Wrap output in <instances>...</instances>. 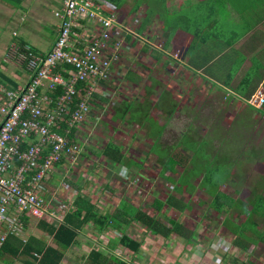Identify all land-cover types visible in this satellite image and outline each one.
Masks as SVG:
<instances>
[{
	"label": "rangeland",
	"instance_id": "1",
	"mask_svg": "<svg viewBox=\"0 0 264 264\" xmlns=\"http://www.w3.org/2000/svg\"><path fill=\"white\" fill-rule=\"evenodd\" d=\"M136 1L137 0H125L117 10L121 22L134 33L129 34L132 36L129 38V41L126 42L128 49H126L125 58H122V61L120 60L121 63L117 68V72L113 73L112 80L106 83L105 86H107V89L104 87L94 92L95 94L99 92V94H101L100 96L105 100L94 102L93 97L90 116L87 118V121H85L84 128L79 132L80 136L84 135V133L91 134L88 138L89 142L82 144V147L94 153L88 152L87 156L80 157L79 160H81V162H78L76 165L77 170L72 173L71 177L74 179L80 175L84 176L83 182L86 180V184H88L90 186L89 188L92 190L88 197L89 199L91 198L90 200L93 202H96L94 204L95 208L101 206L99 210H107L112 213L115 206H121L125 214L131 216L134 209L130 208V206H133L149 214L152 218L164 224L166 227H170V225L163 216L175 219L185 230V237H188L189 242L186 243L175 233L166 238L152 235L142 224L131 222L127 227H122L124 230L123 233L140 243L138 252L133 254L120 245H117L109 252L104 249L105 246L108 245L110 239L117 240V238L120 237V231L117 229H106L103 230L102 233L97 234L95 230L93 231L89 228L85 232L87 240L83 239L82 241H78V244L73 246L74 248L72 247L71 251L66 254L65 262L67 264H80L82 261L81 255L85 256L92 248H96L103 253L106 252L105 254H107V256L113 254L124 262L133 264H264V233L262 232V223L264 221H259L261 225L259 224L256 228L257 232H262V239L252 244L248 243L245 252H241L231 245L233 235L230 233L227 226L222 223L223 217L235 224L243 222L250 209V206L244 202V195L248 194V191L251 190L252 187L254 190L257 188L255 192L258 194L264 192L262 186V184H264V179L254 180L253 178L254 174H257L255 167L250 166L249 170H247L248 167L245 163L247 150L245 141L246 136H239L238 141L231 146L230 149L235 151V153H231L230 155L233 157V162H231L233 164L232 170L230 169V164L221 169V173L226 179L223 180L222 184L218 187L220 193L229 197L231 203L234 200L236 205L231 207L224 203V206H222L223 211L216 212L209 206L210 196L197 186L204 181L206 182L207 179H214V173L220 172L218 168H215V166L222 167L220 161H217L219 156L216 143H221V140H224L225 143L232 142L231 139L234 132L227 133L226 124L224 125L225 130L218 129L216 124L212 125V127L209 126L214 103L210 102L209 97H196L197 89L194 87H192L191 90L192 97H188L184 91V80L179 77L180 73H177V78L176 76L173 77V82L168 76L166 69H161L159 67L160 64L151 65L153 66L151 72L149 62L147 64H145V61H139V64L138 62L135 63L137 54H134L132 51L134 46H132V40H141L139 43L149 42V44L151 43L154 46H157L158 43L162 41L160 39L162 34L159 29L161 23L157 17L164 19L170 17V24L176 25L179 28L187 27L191 29L193 22L199 21V17L205 10L203 7L197 9L194 8L193 5L189 6V0H184V2H182L179 7V12L165 11V6H169L170 4L178 5L180 3L179 0L168 4L164 3V0H149V2L152 3L151 6H148L142 1L137 10H134ZM146 14L148 16L150 15L148 19L149 22L143 23L144 28L147 27L144 32H142L144 30L143 28L141 31L142 33L138 34L136 37L135 32ZM49 17L53 18L52 14H49ZM10 27L11 25L1 28L0 30L10 34ZM37 35H40V33H37ZM43 36L47 38L50 36V33L45 30ZM181 36V34L176 36V41L173 44L174 48L179 49L183 46L182 44L185 43ZM41 38L42 36H35L31 39L33 44L37 46ZM178 44H180V46H178ZM208 45L210 44L206 46ZM140 46H144V48L148 47L144 44ZM173 47H171L172 50L170 49L168 52L174 56L175 51ZM204 53H206L205 50ZM152 57L157 59L158 54H155L154 51ZM177 58H179V56ZM147 59L150 60V56H147ZM124 65L126 67L125 69ZM135 69L137 73L140 72L142 75L132 78L133 80H128L126 77V80L125 76L130 73L134 75V71L131 70ZM164 72L166 73L164 74ZM137 73H135V75ZM120 102H124L129 106L132 105V107L134 105L137 108L140 107L137 110V115L141 114L139 113L141 110H148V118L129 121L128 118L132 114L130 108L125 109L122 119L118 118V113H122L119 109L121 106ZM169 103L174 104L176 108L171 116L170 125L165 128L161 136L159 144L161 148L174 147L173 153H181L189 160L192 158V151L184 149L183 145L175 146L180 142L181 135H188L189 138L194 136L207 137L211 140L209 143L212 142L211 148L210 144L198 148V150L204 153L205 150L209 151V153H211L210 155L213 156V158H209V165L212 164V161L215 163V166H211L213 168V170L210 171L211 175L206 177L204 173H198L192 178L190 174H185L186 177L191 178L189 182L195 187L192 194H189L185 190L182 192L175 190V188L179 187V184H173L163 178L157 156L150 151L152 138L147 134L148 120L144 119H152L154 122L160 123L166 122L168 117L165 116L164 110ZM156 105L159 107L156 108ZM202 107H208L210 111H207V113L203 111L196 115L194 119L195 125H191V129L194 131L186 133L190 125L186 118H189V116L183 114L182 111L186 113L196 111L198 113V110L203 109ZM123 108L124 107H122V109ZM257 137V135H252L250 140L257 142ZM108 142L119 146L121 148V153L136 165L123 168L119 167V165L111 164L105 158L100 157L97 151ZM182 142H186V139L184 138ZM227 152L228 150H226V153ZM209 153L207 152L204 155H209ZM224 156L225 155H222L223 159ZM238 162L242 163L241 169L235 168ZM203 166V163L199 160L195 161L196 168L198 167L204 170ZM188 168H190V164ZM238 170H241V172ZM181 172L182 167L176 166L174 172L167 173V176L175 181ZM248 174L252 175L250 176ZM246 176L250 177L247 178ZM79 178L81 179V177ZM66 181L71 180L67 178ZM62 183L63 188L68 185L64 182ZM255 184L257 186H252ZM69 188L72 189L70 185H68L66 189ZM180 189L182 188L180 187ZM168 197L174 198L176 203L181 202L186 204V206H184L182 210H179L178 206H171L170 203L166 202ZM155 200L163 202L158 211L153 207V202ZM58 201V203H61V200L58 199ZM126 205H128L127 208ZM94 227H96L95 224H93V228ZM26 231L29 235L31 234V230L28 229ZM26 231L23 230L22 233L19 234L21 238L24 239L26 237ZM188 232L190 234H188ZM247 235H250V233ZM43 238L46 244L50 243V237L43 235ZM5 258L7 259V256L0 259V264H4L3 259ZM13 264L20 263L13 262Z\"/></svg>",
	"mask_w": 264,
	"mask_h": 264
},
{
	"label": "crops",
	"instance_id": "2",
	"mask_svg": "<svg viewBox=\"0 0 264 264\" xmlns=\"http://www.w3.org/2000/svg\"><path fill=\"white\" fill-rule=\"evenodd\" d=\"M173 1L178 0H164V3L168 4ZM179 1L178 5L165 6V11H179L184 0ZM60 2L61 0H0V29L11 25L10 34L0 30V107L4 104L5 92L23 86L28 79L25 67L16 62L17 56L7 57L11 46L14 45L19 49L30 48L33 53L40 56L48 53L57 36L58 20L54 19L53 12L60 8ZM188 5H193L197 9L204 8L205 11L199 17V21H194L191 29L171 26L172 24L169 23L167 24L169 27L164 28V18L156 16L161 23L159 29L162 34L160 38L162 41L157 46L155 45L156 47L149 42L139 43L141 41L139 39V41H134L132 51L137 54L135 63L138 62L139 64V61H145L147 64L149 62L151 72L153 67L151 65L160 64L159 67L166 69L172 81L174 80L173 77L180 73L179 77L184 80V91L188 97H192V87L197 89L196 97H209L210 102L214 103L209 126L212 127L216 124L218 129L223 130L226 124L227 133L234 132L232 142L225 143L224 140H221V143H216L218 156L223 153L224 149L232 153L231 150L233 149L230 148L238 141L239 136H246L245 163L248 167L247 170L250 166L255 167L257 174L253 176L254 180L264 179V101L259 107H254L248 103L258 91H264V0H189ZM49 14H52L53 18H50ZM146 27L142 32L145 31ZM45 30L50 33L47 38L43 36ZM36 32L40 35H37ZM178 34H181V38L184 39L183 42L185 41L182 44L183 48L180 47L179 49L173 47ZM35 36H42L37 46L33 44L31 39ZM141 44L148 47L144 48V46H140ZM207 44L210 45L206 46ZM171 47L174 48V56L168 52ZM154 51L155 54H158L157 59L152 57ZM147 56H150V60L147 59ZM178 56L179 58H177ZM131 71H134V75L131 73L126 75L125 78L127 77L128 80H133L132 78L142 75L140 72L137 73L136 69ZM135 73L137 74L135 75ZM105 85L106 83L102 84L97 88V91L104 87L107 89ZM100 95L99 92L93 94L94 102L104 101ZM202 108L198 110V113L196 111L189 113L182 111L183 114L189 116L186 118L190 124L187 130L191 129V125H195L196 115L203 111L204 113L210 111L208 107ZM170 122L171 119L163 122L166 124L165 128L170 125ZM55 132L58 133V128L55 129ZM252 135L258 136L257 142L250 140ZM201 138L208 139L202 136ZM208 141L211 140L208 139ZM209 144L211 148L212 142ZM86 150L83 157L87 156L88 152L92 153L90 150ZM100 150L97 151L98 154ZM100 157L103 158L101 155ZM231 162H233V157ZM241 164L238 162L235 168L241 169ZM230 165L232 170L233 164L230 163ZM119 167L123 166L119 165ZM238 171L241 172V170ZM72 173L62 163L56 165L51 171L43 193V198L50 209H55L58 206V199L61 200V205H66V208L71 209L78 196L93 205L96 203L88 197L92 190L86 184V180L83 182L84 176H79L82 180L79 177L72 179ZM248 175L251 176L252 174ZM67 178L71 181H66ZM62 182L70 185L72 189H66L68 185L64 184L66 185L64 190ZM74 185L78 188H74ZM262 186L264 188V184ZM255 190L252 187L248 194L255 192ZM262 195L264 197V192ZM96 208L99 210L101 206ZM26 219L27 230H31V234L29 235L26 231L24 239L33 236L44 240L43 232L36 228L37 220ZM53 224L57 225L55 222ZM93 224L94 222L90 221L81 228L77 241L87 240L85 232L89 228L94 231ZM18 237L21 238L20 235Z\"/></svg>",
	"mask_w": 264,
	"mask_h": 264
},
{
	"label": "built area",
	"instance_id": "3",
	"mask_svg": "<svg viewBox=\"0 0 264 264\" xmlns=\"http://www.w3.org/2000/svg\"><path fill=\"white\" fill-rule=\"evenodd\" d=\"M53 12L57 36L44 56L11 46L7 57L28 73L27 82L5 92L0 107V248L10 235L23 231V217L59 224L66 205L50 209L45 183L60 162L75 166L86 152L90 133L80 136L91 113L93 94L112 80L125 58L127 36L133 34L107 0H61ZM60 88L53 99L50 93ZM260 90L248 102L259 107ZM65 134L55 132L60 123ZM25 241V240H23Z\"/></svg>",
	"mask_w": 264,
	"mask_h": 264
},
{
	"label": "trees",
	"instance_id": "4",
	"mask_svg": "<svg viewBox=\"0 0 264 264\" xmlns=\"http://www.w3.org/2000/svg\"><path fill=\"white\" fill-rule=\"evenodd\" d=\"M107 1L116 10H118L121 5L125 2V0ZM142 1L145 2L148 6L152 5L149 0H137L134 6V10H137V8L141 5ZM149 16L146 14L143 23L149 22ZM163 21L165 24L164 28L169 27L167 26V24H170V17H166V19H163ZM143 23L139 25L138 30H136V37L143 30ZM131 36L132 35L127 36V41H129V38H131ZM132 41V45H134L135 40ZM60 93L61 90L60 88H58L56 91L50 93L49 95L50 97L55 99ZM120 104L121 106L119 107V109L122 111V113H118V118H123L122 115L126 108H130L132 113L128 118L129 121H134L141 118H148V110H141V112H139L141 114L137 115V110L140 107L137 108L135 105V107H132V105H126L124 102H120ZM122 107L124 108L122 109ZM157 107L159 106L156 105V108ZM175 108L176 106L174 104L169 103L166 109H163L165 111V116L168 117V119H171ZM66 119L67 117H64V122L60 123V126L58 128L59 135L65 134V129L67 128L65 124ZM144 120H148L147 134L149 137L152 138L150 151H152L157 156V161L161 166V175L169 182H172L173 184H179V187L175 188V190H178L179 192L185 190L189 194H192L195 187L189 182L191 178L186 177L185 174H190V176L193 178L198 173H204L206 177H208L211 175L210 171L213 170L211 166H215V163H213V161L211 162L212 164L209 165V158H213V156L210 155L211 153H209V151L205 150V152H208L209 155H204L205 153L203 151L198 150V148L202 146L205 147L207 145V143L209 142L208 139L205 140L199 136L189 138L188 135H181L179 140L180 142L177 143L175 146L183 145L184 149L192 151V158L187 160V158L181 153H173L174 147H160V139L163 134V131L165 130L166 124L154 122L152 119ZM192 131L193 130L189 129L186 133ZM74 134L75 130H70L69 133L65 134V136H67V138L74 139ZM184 138L186 139L187 143L182 142ZM83 148L86 149L85 147ZM228 152L226 153V150L224 149L223 153L219 156V159L217 160L220 161L222 165V167L215 166V168H218V170L220 171L219 173L217 172L218 176L216 177L217 173H214V179H207L206 182L204 181L202 182V184L197 186L200 190L204 191L210 196L209 206H211L212 209H214L216 212L223 211L222 206H224V203H226L227 206L231 207L236 205V202L234 200L231 203L229 197L222 195L218 190V187L222 184V181L226 179V177L221 173V169L224 166L229 165L232 161V157L230 156L231 153ZM231 152L232 154L235 153L234 150H231ZM99 155L103 156V158L108 160L111 164L121 165L124 168H129L132 165H136L134 162L128 160L123 153H121V148L119 146L113 143L108 142L105 146H103L102 149L99 151ZM222 155H225L224 159ZM196 160H199L201 163H203L204 170L195 167ZM79 161L80 160H78V162ZM60 163L65 165V167L72 172H75L77 170L76 165L78 163L75 164V166H67L63 162ZM60 163H58L57 165H59ZM189 164L190 168H188ZM176 166H181L182 172L174 181L167 176V173L174 172V168ZM75 187L78 188L74 185V188ZM180 187L182 189H180ZM243 199L244 202L250 206L245 220L240 224H235L229 219H226L225 217H223L222 220V223L227 226L230 233H232L233 235L231 244L241 252H245L248 243L252 244L255 243L257 240L262 239V232L264 233V222L262 223V232L256 231V228L260 224L259 221H264L263 195L253 191L250 194H245ZM166 202L170 203L171 206H178L179 210H182L183 207L186 206V204H183L181 202L176 203V200L171 197H168L166 199ZM162 204L163 202L155 200L153 202V207L155 210L158 211ZM127 206L128 205H126V208ZM238 207L242 208L241 206ZM130 208L134 209V211H132L131 216L126 215L125 211L122 210L121 206H116L113 209L112 213L108 211H100L95 208L93 204L83 200L80 196H78L74 200L72 208H66L67 210L63 211V218L61 223L54 225L53 223L44 220L37 221V230H40L41 232H43L44 235L50 237L51 241L49 244H46L45 240H40L33 236L29 237L28 239L26 238L24 239L25 241H23L18 236L10 235L5 239L2 248H0V258L2 259L4 255H7L9 257H7V259H3L4 262H2L4 264H13V262H18L21 264H67L65 262L66 254L71 251L73 246L77 244V237L81 228L90 221H93L96 225L97 228L94 227V230L97 234L102 233L103 230L106 229H117L118 231H120V237L117 238V240L110 239L108 241V245L105 246L104 249L108 250L109 252H111V250L114 249L117 245H120L122 248L131 251L133 254H136L138 252L140 243L123 233L124 230L122 227H127L131 222H137L139 224H142L146 227V229H148V231L152 235H158L166 238L169 237V235L175 233L176 235L180 236V238H182L186 243L189 242L188 237H185V230L182 228V226L177 220L163 216L166 222L170 225V227H166L164 224L159 223L149 214H146L138 208L133 206H130ZM23 221L25 223L23 225V230L26 231V217H23ZM248 233H250V235H247ZM188 234L190 233L188 232ZM105 253L101 252L100 250H97L96 248H92L90 252L87 253V255H81L82 261L80 262V264H133L130 262H124L113 254L107 256V254Z\"/></svg>",
	"mask_w": 264,
	"mask_h": 264
}]
</instances>
